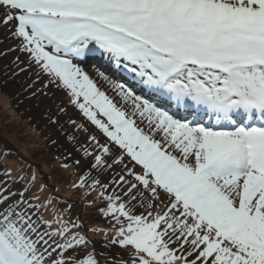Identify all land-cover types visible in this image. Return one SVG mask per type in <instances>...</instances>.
<instances>
[{"label": "snow or ice", "instance_id": "1", "mask_svg": "<svg viewBox=\"0 0 264 264\" xmlns=\"http://www.w3.org/2000/svg\"><path fill=\"white\" fill-rule=\"evenodd\" d=\"M0 33L100 218L0 168V264H264V0H0Z\"/></svg>", "mask_w": 264, "mask_h": 264}, {"label": "rangeland", "instance_id": "2", "mask_svg": "<svg viewBox=\"0 0 264 264\" xmlns=\"http://www.w3.org/2000/svg\"><path fill=\"white\" fill-rule=\"evenodd\" d=\"M6 45L7 41L0 47H5ZM10 60L11 56L0 57V146L5 145L13 149L19 157L31 160L32 164L34 163L33 165L39 168L44 181L48 182L50 179L54 181L55 184L52 186L56 185L57 194L63 198H70L72 195L70 189L73 190L72 184L76 182L78 173L71 168L63 169L61 164L63 163L65 150H70L71 145L66 144L58 129L50 124L49 121L54 116H48L47 112L41 111L42 108L44 109V104H46L47 108H53L54 105L47 97L31 95L33 89H28L27 85L24 84L29 79L28 75L21 74L10 80L3 75L5 66L10 63ZM5 80H7V84L2 83ZM68 111L74 112V109L69 107ZM28 116H31L33 120L31 123L38 125L39 131L37 130V133L43 134L41 142L38 139V134L33 133V124L31 125L30 121H28ZM60 119L63 122L67 117L61 115ZM65 126L67 127V125ZM52 139H56L58 145L51 144ZM59 145H63V147ZM53 152L56 153L57 159L52 162L50 159ZM11 168L15 171L14 176H17L20 168L12 165ZM28 172L30 173V170ZM41 182L38 178L37 183L40 184ZM41 195L46 197L48 193L45 191ZM73 196H71L69 201H74L72 208L74 214L78 213L81 215L82 213L85 218L100 219L93 211L87 213L81 211V205L76 201L77 197ZM95 239L99 240L100 237H95Z\"/></svg>", "mask_w": 264, "mask_h": 264}, {"label": "trees", "instance_id": "3", "mask_svg": "<svg viewBox=\"0 0 264 264\" xmlns=\"http://www.w3.org/2000/svg\"><path fill=\"white\" fill-rule=\"evenodd\" d=\"M43 111H47V115L49 116H56V115H59L58 114V112H57V110H56V108L53 110V108H46V107H44V109H43ZM27 119H28V121H30V123L33 121L32 120V118H31V116H28L27 117ZM33 124V125H32ZM31 125L33 126V133L34 134H38L37 133V130L39 131V127H37L38 125L36 124V123H31ZM43 135V134H42ZM40 133L38 134V139L40 140V142L42 141V139H43V136H42ZM4 145V144H3ZM2 147V151H7V153H9V155H7V156H4V161L3 162H0V168H8V169H11V171H12V176H14V169L13 168H11V165L12 166H14V167H19V168H21V165L17 162L18 160H20L21 158L18 156V155H16L15 153V151L13 150V149H11V148H9V147H6L5 145L4 146H0V148ZM57 159V155H56V153H54L53 152V155H51V161L53 162L54 160H56ZM27 160H29V159H27ZM29 162H31V164H32V161L31 160H29ZM34 164V163H33ZM7 165L9 166V167H7ZM38 165H40L39 163H38ZM53 169H54V167H53ZM28 170H30V173H31V171H32V169H28ZM39 178V177H38ZM5 181H7L8 183H11V177H7V176H5ZM49 184L50 185H54L55 183H54V181L53 180H49ZM20 185L19 184H14V185H12V188L13 189H16L17 187H19ZM55 187H56V185H55ZM70 191L72 192V195L71 196H73V195H76V196H78V197H80V198H82V202H83V204H84V212H91V211H93L94 212V214L95 215H98V217H99V214L98 213H96L95 212V206L93 207V208H88L87 206H86V203H85V195H84V193H82V195H80V193H75L73 190H71L70 189ZM70 196V197H71ZM98 226H100V227H103L104 225H103V223L101 222Z\"/></svg>", "mask_w": 264, "mask_h": 264}]
</instances>
